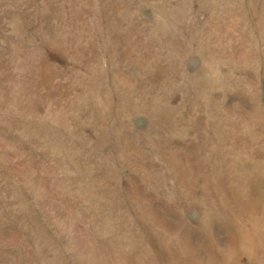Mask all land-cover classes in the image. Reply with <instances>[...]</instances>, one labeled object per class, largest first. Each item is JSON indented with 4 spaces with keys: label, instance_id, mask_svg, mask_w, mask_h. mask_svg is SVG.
<instances>
[{
    "label": "rangeland",
    "instance_id": "374dc122",
    "mask_svg": "<svg viewBox=\"0 0 264 264\" xmlns=\"http://www.w3.org/2000/svg\"><path fill=\"white\" fill-rule=\"evenodd\" d=\"M0 264H264V0H0Z\"/></svg>",
    "mask_w": 264,
    "mask_h": 264
}]
</instances>
